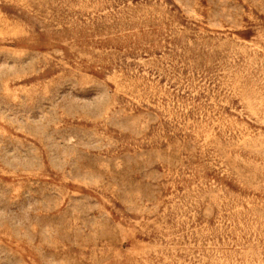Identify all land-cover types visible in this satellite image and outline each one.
Listing matches in <instances>:
<instances>
[{
  "label": "rangeland",
  "instance_id": "obj_1",
  "mask_svg": "<svg viewBox=\"0 0 264 264\" xmlns=\"http://www.w3.org/2000/svg\"><path fill=\"white\" fill-rule=\"evenodd\" d=\"M0 264H264V0H0Z\"/></svg>",
  "mask_w": 264,
  "mask_h": 264
}]
</instances>
